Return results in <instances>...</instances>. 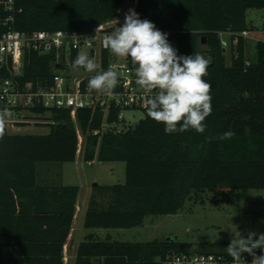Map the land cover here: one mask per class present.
<instances>
[{"label": "trees", "instance_id": "16d2710c", "mask_svg": "<svg viewBox=\"0 0 264 264\" xmlns=\"http://www.w3.org/2000/svg\"><path fill=\"white\" fill-rule=\"evenodd\" d=\"M124 2L18 0L22 11L16 13L14 25L26 31H89L119 17ZM249 8L264 9V0H137L141 19L158 29L177 30L170 44L178 55L195 52L210 58L204 79L212 86V113L203 134L194 130L166 134L163 124L149 118L145 110L136 128L99 137L93 131L101 126L103 113L98 108L79 109L83 159L126 162L125 183L98 185L106 198H90L85 227L139 226L149 215L179 213L193 193L211 190L230 199L238 188H264V40L257 42L251 60L247 42L241 38L231 46L227 64L220 35L252 30L246 19ZM5 15L0 5V16ZM53 65L52 54L27 52L23 81H49ZM0 75L7 72L0 69ZM33 111L49 113L48 133L5 131L0 138V264H64V247L76 212L78 185L38 180L40 163L76 159L78 134L71 111L44 107ZM226 131L235 135L229 140H206ZM228 245L202 242L197 247ZM186 246L167 238L121 241L89 234L77 245L74 264H162L163 257Z\"/></svg>", "mask_w": 264, "mask_h": 264}, {"label": "built area", "instance_id": "2783aa9c", "mask_svg": "<svg viewBox=\"0 0 264 264\" xmlns=\"http://www.w3.org/2000/svg\"><path fill=\"white\" fill-rule=\"evenodd\" d=\"M18 0H0L6 12L0 16V69L7 75H0V111H15L14 118L6 123H27L28 114H39L33 108L70 109L78 134V151H81L83 134L80 129L77 111L82 108H98L103 113V121L93 133L102 137L105 134L122 133L133 127L135 115L130 118L126 111L142 109L145 112V98L150 95L135 84L133 66L130 59L110 55L104 47L102 37L111 32L117 24L122 25L124 17L101 22L89 31L67 29L26 31L16 28L15 15L22 11L17 5ZM136 11V7L133 6ZM140 18V17H139ZM141 19V18H140ZM99 27L98 32L96 29ZM168 34L169 43L176 29L161 28ZM187 33L188 30H181ZM251 30L240 32L222 31L221 43L224 48L239 43L243 38L247 41ZM39 52L54 56L53 75L44 83L23 81L27 52ZM79 51H86L100 65L101 70L114 67L119 76V84L114 95L109 97L95 92L89 93L88 79L94 73L83 69L73 71L72 62ZM250 61H247L249 64ZM43 115V114H39ZM134 128V127H133ZM256 255L264 254L261 249L255 250ZM252 256L243 254L240 260H233L227 254L226 247L177 251L169 253L161 259L162 264H251Z\"/></svg>", "mask_w": 264, "mask_h": 264}, {"label": "rangeland", "instance_id": "374dc122", "mask_svg": "<svg viewBox=\"0 0 264 264\" xmlns=\"http://www.w3.org/2000/svg\"><path fill=\"white\" fill-rule=\"evenodd\" d=\"M133 3L134 0H126L122 17L129 9H133ZM246 19L248 25L253 27L247 39V56L252 60L256 57L257 42L264 40V9H247ZM230 48L226 49L227 64L231 62L232 57ZM8 112L11 113L9 118L15 117V111ZM125 115L129 118L135 115L134 120L139 121L145 116V112L137 109L126 111ZM28 119L30 121L27 123H6L5 131L11 134H45L50 131L49 113L43 115L29 113ZM83 146L84 142L74 161L62 164L45 162L39 165V182H51L53 171L50 170H55V167L48 169L46 166L57 164L62 166L65 172L60 178L61 184L78 185L80 188L78 214L74 220L76 231L73 237L68 238L66 245L67 264H74L75 248L89 234L121 241L177 236L179 241L187 244L185 250L191 251L197 249L202 242L230 243L232 232L237 230L244 237H247L249 232L257 233L256 238L260 233H264V188H238L230 199L211 190L193 193L186 199L184 208L173 215H149L142 225L128 228H87L84 225V218L88 201L92 196L100 200L106 198L98 185L125 183L126 162L98 159L85 161L81 155Z\"/></svg>", "mask_w": 264, "mask_h": 264}, {"label": "clouds", "instance_id": "9594fccd", "mask_svg": "<svg viewBox=\"0 0 264 264\" xmlns=\"http://www.w3.org/2000/svg\"><path fill=\"white\" fill-rule=\"evenodd\" d=\"M99 27L96 29L98 32ZM104 47L110 55L130 59L135 76V84L150 93L145 98L144 108L149 118L163 124L166 134L184 133L194 130L206 131V118L212 113L211 84L204 79L208 75L210 58L200 53L178 55L168 40V34L159 30L148 19H140L134 9L125 14L122 25L117 26L102 37ZM73 71L83 69L94 73L88 79L89 93L112 97L119 84V76L114 67L101 70L100 65L86 51H79L72 62ZM11 116L7 110L0 111V138L5 134L6 120ZM235 133L206 137L229 140ZM249 232L247 237L237 230L226 247L233 260H240L243 254L252 256L251 264H264V254L257 256L255 250L264 251V233Z\"/></svg>", "mask_w": 264, "mask_h": 264}, {"label": "crops", "instance_id": "0c3cea01", "mask_svg": "<svg viewBox=\"0 0 264 264\" xmlns=\"http://www.w3.org/2000/svg\"><path fill=\"white\" fill-rule=\"evenodd\" d=\"M125 3H126V0H125L124 5H123V7L121 9V12H124L123 10H124V7H125ZM136 3H137V0H134V3H133V6L134 7H136ZM246 42H248V40ZM48 165H50V166H46V168L51 169L52 167H55V170L54 169L53 170H50V171H53V174L51 176L52 181L51 182H47V183H50V184H52V183L61 184L60 178L63 175V173L65 174V172H63V170H62V166L57 165V164H48ZM50 171H48V172L50 173ZM62 184H64V183H62ZM64 185H69V184H64ZM79 192H80V188H79ZM78 196H79V193H78ZM77 201H78V197H77ZM87 206H88V203H87ZM87 206H86V210H87ZM77 211H78V206H77V203H76V212H75L74 220L76 219V216L78 214ZM85 214H86V212H85ZM74 220H73L72 229H71V232H70V235H69L68 238H71V237H73V235H75L76 228L74 226ZM94 235L95 236H98L96 234H94ZM66 245H67V243H66ZM66 245L64 247V264H67V262H66V255H65V253H66ZM76 248H75V254H76ZM74 262H75V260H74Z\"/></svg>", "mask_w": 264, "mask_h": 264}, {"label": "water", "instance_id": "95a60500", "mask_svg": "<svg viewBox=\"0 0 264 264\" xmlns=\"http://www.w3.org/2000/svg\"><path fill=\"white\" fill-rule=\"evenodd\" d=\"M205 42V39H204ZM139 122H134L133 127L136 128L138 126ZM97 185V184H96ZM168 240H178L177 236H168L166 237Z\"/></svg>", "mask_w": 264, "mask_h": 264}]
</instances>
